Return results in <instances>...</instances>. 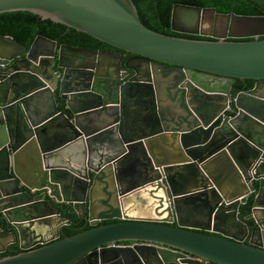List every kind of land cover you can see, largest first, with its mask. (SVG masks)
<instances>
[{"label":"water","instance_id":"water-1","mask_svg":"<svg viewBox=\"0 0 264 264\" xmlns=\"http://www.w3.org/2000/svg\"><path fill=\"white\" fill-rule=\"evenodd\" d=\"M4 12L119 52L0 35V253L21 250L0 264H264L263 15L174 4L171 31L207 40L149 28L133 0H0ZM236 79L255 82L231 97ZM130 105L151 113L128 121ZM252 193L250 230L238 210ZM57 203L90 228L58 239L71 218Z\"/></svg>","mask_w":264,"mask_h":264},{"label":"trees","instance_id":"trees-1","mask_svg":"<svg viewBox=\"0 0 264 264\" xmlns=\"http://www.w3.org/2000/svg\"><path fill=\"white\" fill-rule=\"evenodd\" d=\"M138 15L145 25L156 31L199 39L210 40V37L200 35H188L173 32L170 29L171 10L174 4L191 5L198 7H213L218 13H234L237 15H263L264 16V0H133ZM0 34L9 35L20 43L29 46L36 35H42L46 38L60 43L75 44L92 48H109L110 46L88 36L85 33L78 32L66 26L53 23L49 20H39L32 13H0ZM78 37L75 41L67 35ZM248 39V38H246ZM252 79H236L232 84V93L245 91L252 88L254 84ZM254 185H257L255 182ZM255 193L250 194L247 201L239 206L238 218L244 221L249 229L255 226L254 220L251 217V208L253 206ZM67 206L64 207L65 211ZM71 223L63 227V233L58 239L63 236H69L76 232L90 228L86 218L83 216L77 217L73 212L70 213ZM109 221H102L107 223ZM12 230L11 225L0 214V230ZM40 245H37L38 247ZM21 251L18 243H13L6 247L4 252L0 253V258L8 255H13Z\"/></svg>","mask_w":264,"mask_h":264},{"label":"flooded vegetation","instance_id":"flooded-vegetation-1","mask_svg":"<svg viewBox=\"0 0 264 264\" xmlns=\"http://www.w3.org/2000/svg\"><path fill=\"white\" fill-rule=\"evenodd\" d=\"M1 35V34H0ZM9 36V35H8ZM37 36V35H36ZM67 36H69V37H71V38H74L75 39V41H77L78 40V37L77 36H74V35H67ZM13 38V37H12ZM35 38V37H34ZM14 39V38H13ZM15 40V39H14ZM15 41H17V40H15ZM33 41V40H32ZM17 42H19V41H17ZM20 43V42H19ZM57 43V42H56ZM20 44H22V43H20ZM31 44V43H30ZM29 44V45H30ZM22 45H24V44H22ZM61 45H71V46H77V47H83V48H87V49H93V50H99V49H109V50H115V51H118V50H116V49H113L112 47H109V48H104V47H99V48H92V47H87V46H81V45H75V44H68V43H60V44H58L57 43V47H56V50H57V48L59 47V46H61ZM24 46H26V45H24ZM26 47H28V46H26ZM119 52V51H118ZM65 54H67L66 55V57H69V58H73L74 56H72V54H69V53H65ZM88 56H90L89 54H88ZM129 57H131V54H128V53H123V62L125 61V60H127ZM104 58V61L105 62H107V61H109L108 60V58L107 57H103ZM94 61V64H95V67H96V69L95 70H98V71H101L102 70V68L101 67H99L98 68V65H97V61L95 62V60H93ZM101 61H103V60H101ZM117 61V58L115 59V62ZM122 61H121V71H123V66H122ZM69 61H67L66 63H68ZM100 62V61H99ZM53 68H54V70L55 71H57V70H59V68H57V66H56V64L54 63L53 64ZM132 75V72H130V74H128L127 76H125V80L128 78V77H130ZM239 92H241V91H238V92H236L235 94H233L232 93V91H230V95H231V97H234L237 93H239ZM142 100L143 101H145L144 103H146L147 101H148V98L147 97H145V96H143L142 97ZM60 105H63L62 104V102H60ZM145 106V104H143V107ZM143 107H138V106H132V105H130V111H129V113H128V115L126 116L127 117V120L128 121H134L139 115H143V116H147V114L149 115L151 112L150 111H146V110H144L143 109ZM136 111V112H135ZM232 112L233 111H231V110H227V112H226V114L227 115H229V114H232ZM44 190H38V191H35L33 194H40L41 192H43ZM263 191H264V188H263ZM264 198V195L261 197V199H263ZM57 206L58 207H60V209H61V213L62 214H64V215H66V216H69L70 218H71V216H70V213L71 212H73L77 217H78V215H77V213L74 211V210H71L70 211V207H68L67 208V210L65 211V209H64V207L66 206L65 204H59V203H57ZM1 214V213H0ZM1 216H2V214H1ZM3 217V216H2ZM81 217V216H80ZM83 217V216H82ZM4 218V217H3ZM87 220V219H86ZM116 221H119L118 219H113V220H110L109 222H116ZM88 222V221H87ZM102 221H100V224H102L101 223ZM109 222H107V223H109ZM57 223H58V225H59V235H58V237L63 233V227L64 226H66V225H69L70 223H71V219L69 220V221H66L65 219L64 220H61V219H58L57 220ZM89 224V223H88ZM103 224H105V223H103ZM176 223L174 222L172 225H175ZM235 228L238 230L237 231V235L238 236H241V229L237 226V225H235ZM254 228V227H253ZM252 228V229H253ZM252 229H250V230H252ZM241 232V233H240ZM250 233H252V231L250 232ZM250 233H249V236H250ZM53 237H55L56 235L54 234V233H52L51 234ZM249 236L245 239V242H247L248 241V239H249ZM134 242L133 241H121V242H118V243H116L117 245H124V246H130V245H132ZM9 245H11V244H9ZM9 245H7L6 247H8ZM80 264H86L85 262H83V263H80ZM124 264H137L134 260H132V259H130V260H127L126 259V261L124 262Z\"/></svg>","mask_w":264,"mask_h":264},{"label":"crops","instance_id":"crops-1","mask_svg":"<svg viewBox=\"0 0 264 264\" xmlns=\"http://www.w3.org/2000/svg\"><path fill=\"white\" fill-rule=\"evenodd\" d=\"M136 112V111H135ZM264 199V198H263ZM256 216L258 217V218H260V219H264V213H262V212H256ZM252 217V216H251ZM253 218V217H252Z\"/></svg>","mask_w":264,"mask_h":264}]
</instances>
